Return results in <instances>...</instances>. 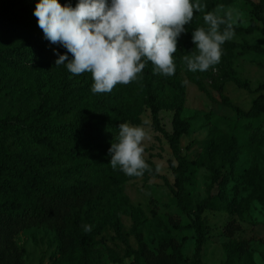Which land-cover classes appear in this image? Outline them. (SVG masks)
Here are the masks:
<instances>
[{
	"label": "rangeland",
	"instance_id": "1",
	"mask_svg": "<svg viewBox=\"0 0 264 264\" xmlns=\"http://www.w3.org/2000/svg\"><path fill=\"white\" fill-rule=\"evenodd\" d=\"M73 1L78 0H69ZM211 1L201 0L207 7ZM220 4L243 14V22L236 26L253 29L254 16L249 3L233 0ZM202 21L201 13L194 12L193 21L185 25L187 31L178 38L177 52L173 54L176 71L171 77L177 84L184 81L185 94L170 86L159 84L156 87L160 93V125L172 132L178 109L183 117L191 119L190 134L181 140L182 154L189 161L185 186L188 207L195 208L208 196L211 175L200 163L214 160L227 163L220 190H213L220 193L219 204L223 209L204 213L210 238L203 247L202 264H264V190L260 192L258 187L260 182L264 183V114L258 119H242L233 108L214 102L195 82L202 79L212 96L220 99L205 76V73L212 74L223 84L224 93L234 104L250 109L259 95L256 89L264 84V54L243 53L242 45L250 43L264 47V37L258 31H235L233 40L221 46L220 63L205 72L193 73L187 69L182 56L188 54L186 47L195 48L192 32ZM54 49L60 54L67 52L64 47L47 41L42 47V59L35 78L36 94L32 96L27 88H22L21 92L31 97L33 105L50 102L52 109L61 113L65 103L49 89L58 79L52 74L54 68L51 67L58 71L62 67L55 66L58 57ZM8 62L17 66L15 58L10 57ZM153 67L147 62L138 79L126 85L124 99L116 98L115 87L110 93H92L96 100L112 109L123 107L128 113L127 123L143 126L151 135V140L144 142V159L151 172L145 171L141 177H129L119 168L114 170L115 185L109 212L97 219L98 225L103 226L96 237L102 251L68 257L63 242L44 224L18 231L0 264H153L159 257L166 259L167 264H194L197 234L191 227L193 217L182 210L171 191L170 187L175 184L171 161L175 164L177 161L169 141L155 127L147 73ZM234 78L249 82L251 90L239 87ZM83 79L85 85L92 86L88 76ZM31 106L25 102L17 104L19 110L28 113L32 112ZM158 165L159 172L156 171ZM180 245L185 262H178L175 255Z\"/></svg>",
	"mask_w": 264,
	"mask_h": 264
},
{
	"label": "trees",
	"instance_id": "2",
	"mask_svg": "<svg viewBox=\"0 0 264 264\" xmlns=\"http://www.w3.org/2000/svg\"><path fill=\"white\" fill-rule=\"evenodd\" d=\"M233 0H212L205 11L220 3ZM252 7L253 29L235 26L237 33L258 31L264 37V0H245ZM39 0L0 1V262L9 253L11 241L18 231L48 225L63 242L68 257H79L88 252L101 250L96 240L103 226L97 219L109 212L112 190L115 185L114 170L110 166L108 152L114 137L118 135L119 124L127 123L128 113L122 107L112 109L93 97L91 86L84 84L86 75L71 74L66 65L58 71L52 69L58 78L49 87L51 94L65 103L61 113L52 109L50 102L33 105L31 97L21 92L22 88L36 94L35 78L39 71L42 47L48 40L38 27L33 15ZM61 5L78 1L59 0ZM203 18V13H201ZM205 26L204 21L200 26ZM179 38V37H178ZM188 53L193 47H186ZM243 53L264 54V47L244 43ZM69 59H72L68 53ZM17 60L12 66L8 59ZM150 76V96L155 127L164 134L177 161H171L175 184L171 191L182 210L193 217L191 227L197 234L194 264H202V252L210 238V227L204 213L207 210L221 211L220 193H214L224 179L225 161L201 162L209 170L211 183L208 196L195 208L185 203L186 169L188 157L182 154L181 140L190 134L192 122L183 117L178 109L174 115L173 131L161 127L157 85L170 86L185 94V83L160 74L153 68L147 70ZM210 87L220 99L212 96L201 79L196 80L199 89L214 102L233 108L242 119H258L264 114V84L256 89L259 95L250 109L246 110L233 103L224 93V86L212 74H206ZM239 87L251 90L249 82L233 80ZM116 98L124 99L126 85L115 86ZM32 105V112L19 110L18 103ZM260 192L264 183L258 184ZM92 226L91 232H84L83 226ZM99 248V249H98ZM178 262H185L180 245L175 250ZM97 263V262H94ZM153 264H167L159 257Z\"/></svg>",
	"mask_w": 264,
	"mask_h": 264
},
{
	"label": "clouds",
	"instance_id": "3",
	"mask_svg": "<svg viewBox=\"0 0 264 264\" xmlns=\"http://www.w3.org/2000/svg\"><path fill=\"white\" fill-rule=\"evenodd\" d=\"M206 8L201 0H78L75 7L59 0H39L33 15L44 38L67 50L60 54L54 49L55 66L66 65L76 76L90 73L92 93L105 94L117 84L137 80L147 62L154 66V74L175 75L178 37L187 31L185 25L193 21L194 12L203 13L205 26L195 27V48L182 60L193 73L218 65L221 46L233 40L243 14L223 4ZM146 140L151 135L145 127L119 124L108 150L112 169L119 168L129 177L151 172L144 159ZM160 170L158 165L156 171ZM83 230L91 232L92 226L84 225Z\"/></svg>",
	"mask_w": 264,
	"mask_h": 264
}]
</instances>
